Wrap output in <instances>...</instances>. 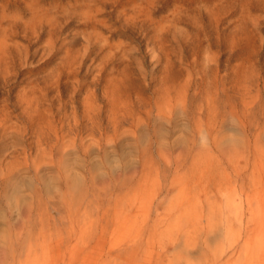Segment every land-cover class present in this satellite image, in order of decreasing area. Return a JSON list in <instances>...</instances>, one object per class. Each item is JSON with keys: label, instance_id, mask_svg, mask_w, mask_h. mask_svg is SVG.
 Returning <instances> with one entry per match:
<instances>
[{"label": "rangeland", "instance_id": "374dc122", "mask_svg": "<svg viewBox=\"0 0 264 264\" xmlns=\"http://www.w3.org/2000/svg\"><path fill=\"white\" fill-rule=\"evenodd\" d=\"M0 264H264V0H0Z\"/></svg>", "mask_w": 264, "mask_h": 264}]
</instances>
